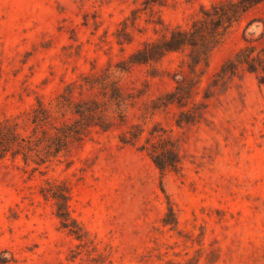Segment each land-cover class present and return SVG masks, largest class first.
I'll return each mask as SVG.
<instances>
[{
  "label": "rangeland",
  "instance_id": "1",
  "mask_svg": "<svg viewBox=\"0 0 264 264\" xmlns=\"http://www.w3.org/2000/svg\"><path fill=\"white\" fill-rule=\"evenodd\" d=\"M230 1L0 0V119L22 114L30 133L24 112L38 99L55 106L82 72L110 67L136 93L130 116L144 135L157 124L181 154L179 171H162L115 129L94 130L41 164L1 158L0 264H264V81L240 71L199 122L178 125L176 104L148 116L141 107L174 88L185 52L118 70L167 25L187 26L202 9ZM263 43L264 0L228 27L195 100L240 47ZM48 180L68 186L82 238L62 226L55 199L42 191ZM169 206L176 223L164 221Z\"/></svg>",
  "mask_w": 264,
  "mask_h": 264
},
{
  "label": "trees",
  "instance_id": "2",
  "mask_svg": "<svg viewBox=\"0 0 264 264\" xmlns=\"http://www.w3.org/2000/svg\"><path fill=\"white\" fill-rule=\"evenodd\" d=\"M260 1L215 3L211 8L202 9L203 15L194 18L187 26L167 25L160 38L145 41L127 59L120 61L118 70L122 72L132 64L158 60L168 52H185L180 69L174 76V88L146 101L145 106L141 107L142 114L154 115L176 104L179 108L176 123L195 124L204 117L216 91L240 71L255 73L260 81H264V43L260 46L246 44L222 63L213 74L202 99L195 100L202 75L209 66L211 52L221 42L239 12L246 11ZM136 96L134 91L122 86L119 76L110 67L84 71L65 85L56 97L55 106H46L38 99L36 106L24 112V124L32 126L30 133L22 131L19 121L22 114L0 119V159L8 154L22 155L25 161L33 159L41 164L67 152L72 144L83 140L94 130L118 129L122 143L138 144V148L146 150L160 170L179 171L181 154L171 137L158 132L157 124L145 136L143 123L130 116ZM143 137L145 142L141 143ZM47 183L48 186L42 188V191L55 199L62 226L82 238V227L70 214L68 186L64 182L48 180ZM169 210L170 218H165V223H176L175 216L171 219V213L174 214L171 206Z\"/></svg>",
  "mask_w": 264,
  "mask_h": 264
}]
</instances>
